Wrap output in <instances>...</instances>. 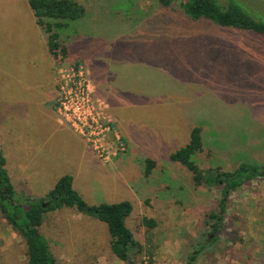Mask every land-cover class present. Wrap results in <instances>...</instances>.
Here are the masks:
<instances>
[{"label": "rangeland", "instance_id": "374dc122", "mask_svg": "<svg viewBox=\"0 0 264 264\" xmlns=\"http://www.w3.org/2000/svg\"><path fill=\"white\" fill-rule=\"evenodd\" d=\"M76 1L87 15L65 33L68 56L55 58L29 0H0V101L34 103L30 118H9L12 134L9 122L0 129L17 194L41 200L63 176L73 175L75 190L89 206L132 203L126 225L143 246L135 251L139 261L150 251L155 264H182L196 251L193 264H264V177L230 195L223 227L214 235L208 216L220 211L222 190L195 189L190 171L170 160L199 126L207 142L199 155L203 168L213 159L229 170L241 161L264 165V35L188 23L179 1L168 8L160 0ZM231 1L264 21V0H218ZM79 68L109 131L101 153L75 133L90 154L78 170L59 157L66 143L51 140L57 128L41 104L55 87L57 98L49 106L60 120L61 72ZM92 78L101 82L98 95ZM53 149L58 157H51ZM130 149L135 159L123 160ZM148 159L156 166L145 184ZM168 178L176 179L177 191L169 189ZM145 218L156 226H144ZM41 231L58 264H125L111 250L107 225L75 209L45 214ZM0 264H28L24 240L1 215Z\"/></svg>", "mask_w": 264, "mask_h": 264}, {"label": "trees", "instance_id": "16d2710c", "mask_svg": "<svg viewBox=\"0 0 264 264\" xmlns=\"http://www.w3.org/2000/svg\"><path fill=\"white\" fill-rule=\"evenodd\" d=\"M175 1L181 2L183 17L188 23L207 21L219 27L264 35V21L253 17L235 1L226 5L220 4L218 0H160V3L168 8ZM29 4L34 11L37 25L48 35L50 54L55 58L67 57L66 40H69L70 35L65 33L73 29L74 22L87 15L86 7L76 0H29ZM74 30L76 33L77 29L74 28ZM205 139L202 127L193 128L189 143L171 154L170 160L180 163L190 171L192 186L195 189L207 187L222 190V198L219 200L220 211H212L208 216L214 221L211 234L216 235L223 227L230 195L243 184L263 178L264 165L254 161H241L237 168L229 170L225 163L213 159L210 167L203 168L199 162V155L206 152ZM231 156L238 161L236 155ZM145 163L143 181L146 184L153 176L156 162L148 159ZM175 180L173 178L166 180L173 186L169 187L172 191H177ZM63 208L75 209L80 214L94 217L105 223L111 235V250L120 261L125 264H155L150 251L147 253L149 257L145 262L139 261L137 257V253L143 252V246L126 225L127 219L133 212L132 203L124 201L89 206L75 190L74 178L71 175L63 176L46 198L37 200L29 196H20L6 169V160L0 149V215L24 240L28 264H58L41 227L44 224L45 214ZM142 223L148 228L156 226V222L152 219L145 218ZM204 236L207 237L208 234ZM197 253L195 251L190 260L182 264H193Z\"/></svg>", "mask_w": 264, "mask_h": 264}, {"label": "built area", "instance_id": "2783aa9c", "mask_svg": "<svg viewBox=\"0 0 264 264\" xmlns=\"http://www.w3.org/2000/svg\"><path fill=\"white\" fill-rule=\"evenodd\" d=\"M58 114L62 122L101 153L109 131L97 102L91 96L83 69L61 72ZM103 152V151H102Z\"/></svg>", "mask_w": 264, "mask_h": 264}, {"label": "crops", "instance_id": "0c3cea01", "mask_svg": "<svg viewBox=\"0 0 264 264\" xmlns=\"http://www.w3.org/2000/svg\"><path fill=\"white\" fill-rule=\"evenodd\" d=\"M38 27L46 35L45 39L47 41L46 42L47 51H48L49 55L51 56V54L49 52V48H48V35L40 28V26H38ZM102 67L104 70H106V69H108L110 71L114 70V68L107 67L106 64H103ZM53 72H54V68H53ZM91 77H92V73H91ZM92 80H93V83L97 89V95H98L99 92L102 91L101 82H99V80L96 82V81H94L93 78H92ZM55 85H57V82L55 83ZM56 98H57V90L54 87V91L51 92V94L48 96V99L42 101V104L39 102L37 103L38 110H39V107L41 104L42 107L47 109L48 113L52 115V119L54 121L51 122L50 124H55L57 129H56V133L50 134L51 140L54 139L55 137H57V139L59 141L64 140L66 143L67 151L61 153L59 155V157H61V159L65 158L68 161V164L71 162L70 166H73L79 170V168H81V167L83 168V164L85 162H86V164H85V166H86L90 160V154H88V145L85 144L83 142V139H81L77 134H75V132L69 126L62 123L60 120H58V118H56L55 107L49 106V103L54 102V100H56ZM20 106H22V105H20ZM20 106L7 105L4 102V100L1 99V101H0V129L6 128L7 125H5V123L9 122L10 125L8 127V132H10L12 134V129L14 127V123H13V121H11V123H10L9 118H11V120H13V118H15V117L16 118L22 117L21 119L30 118L31 112H32V106H34V103L29 101L26 103V105H23V107H20ZM33 114H34V112L32 113V115ZM49 145L50 144L47 143V146H49ZM49 147L63 148V146L62 147L58 146V144H54V145H51ZM133 150L134 149H130L129 155L126 156V158H124L123 160H130V159L134 158L136 155L134 154ZM53 155H56L58 157V152H56L55 149H53L51 157H53ZM6 169H7V164H6ZM9 175H10V173H9ZM10 177H11V175H10ZM11 179H12V177H11ZM12 183H13V179H12ZM74 183H75V179H74Z\"/></svg>", "mask_w": 264, "mask_h": 264}, {"label": "water", "instance_id": "95a60500", "mask_svg": "<svg viewBox=\"0 0 264 264\" xmlns=\"http://www.w3.org/2000/svg\"><path fill=\"white\" fill-rule=\"evenodd\" d=\"M44 207H46V205H44Z\"/></svg>", "mask_w": 264, "mask_h": 264}]
</instances>
